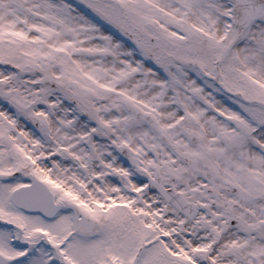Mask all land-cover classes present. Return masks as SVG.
Returning a JSON list of instances; mask_svg holds the SVG:
<instances>
[{"label":"snow or ice","instance_id":"obj_1","mask_svg":"<svg viewBox=\"0 0 264 264\" xmlns=\"http://www.w3.org/2000/svg\"><path fill=\"white\" fill-rule=\"evenodd\" d=\"M0 264H264V0H0Z\"/></svg>","mask_w":264,"mask_h":264}]
</instances>
